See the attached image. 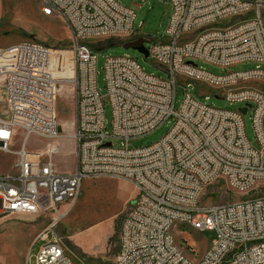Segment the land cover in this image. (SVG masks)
Segmentation results:
<instances>
[{
  "label": "built area",
  "instance_id": "built-area-1",
  "mask_svg": "<svg viewBox=\"0 0 264 264\" xmlns=\"http://www.w3.org/2000/svg\"><path fill=\"white\" fill-rule=\"evenodd\" d=\"M39 2L44 14L66 22L69 48L21 41L0 49L7 114L0 116V150L13 152L14 134L23 132L21 148L13 152L16 172L0 175V219L52 215L33 239L39 243L35 264H74L56 228L79 197L82 180L103 176L124 179L137 189L121 223L115 264H264V192L257 191L264 187L256 186L264 180V86H248L264 79V0H169L172 13L165 33L146 47L147 57L167 76L145 72L131 56L111 55L104 62L105 95L98 88L97 52L89 40L137 38L135 10L116 0ZM230 16L240 19L223 25ZM58 51L65 54L53 60ZM196 60L224 67L246 61L259 65L214 75ZM190 81L248 106L258 147L246 137L239 108L199 101L189 90ZM64 83L72 86L76 104L72 138L77 164L71 172L60 171L54 160L60 151L55 143L60 135L57 100ZM178 86L184 98L175 110ZM105 100L112 109L111 131ZM169 118L173 126L160 140L130 146ZM32 137L48 140L44 152L27 148ZM214 185L244 198L201 206L202 193ZM63 203L68 206L61 211ZM174 223L216 232L199 260L189 259L176 245Z\"/></svg>",
  "mask_w": 264,
  "mask_h": 264
},
{
  "label": "rangeland",
  "instance_id": "rangeland-1",
  "mask_svg": "<svg viewBox=\"0 0 264 264\" xmlns=\"http://www.w3.org/2000/svg\"><path fill=\"white\" fill-rule=\"evenodd\" d=\"M123 6L132 8L136 12L134 29L138 33L137 39L143 41L144 46L149 45V40L164 35L172 13L169 0H116ZM262 15L264 17V8ZM239 17L230 16L222 20L226 25ZM194 31L189 32L193 34ZM21 41H39L52 49L69 48L71 44V32L66 22L59 15H46L42 11L39 0H0V47H8ZM103 42L97 49L96 66L98 70L97 84L102 95L107 93L104 62L108 56L128 55L135 58L145 72L161 77L167 74L163 68L151 58L144 56L133 47H125L127 42L117 37H91L89 43ZM93 47V46H92ZM65 52V51H64ZM62 51L55 53L56 57L65 54ZM56 58V60H58ZM53 60H55L53 58ZM207 72L214 75H224L232 71H245L258 66L257 62L246 61L231 66H219L205 61L196 60ZM191 82L189 90L199 101L213 107L237 110L242 103L230 102L218 97L214 90L201 84L199 81ZM248 86L262 88L264 79L249 82ZM4 84L0 81V116L6 118L4 101ZM208 96V98H206ZM184 98V90L177 87L174 100V109H179ZM251 109L244 116L246 137L254 147H258L255 131L251 119ZM57 113L59 132L73 133L76 120L75 93L71 85L64 83L60 89L57 100ZM104 116L106 128H112V109L108 100L104 101ZM69 123L67 128L60 129L61 121ZM174 123L173 118L165 120L152 132L139 136L132 140L131 147H141L157 142L170 131ZM59 133V134H60ZM23 132H15L11 150L18 151L21 148ZM66 145L61 146V151L54 156V160L60 169L77 164L75 157L76 143L73 138L64 139ZM44 145V140L30 139L27 148ZM114 145L119 141L114 139ZM13 152L0 150V175L16 172L17 155ZM130 182L113 177L103 176L96 178H84L81 184V192L77 203L71 207L66 215L58 223L56 231L63 238V242L74 264H115V256L119 244V235L123 218L129 213L136 195L130 198L132 185ZM257 187H264V180H259ZM219 188V189H218ZM218 189V190H217ZM264 192V188L257 190ZM226 186H211L202 193L199 202L201 206H210L219 202L239 201L244 194L233 191L231 196L226 194ZM68 204L60 205V210H65ZM51 214L32 215L20 214L0 219V264H35V254L39 243L33 244L36 234L48 223ZM111 228V229H110ZM110 230V231H109ZM112 230V231H111ZM106 234H101V232ZM94 234H100L101 239H93ZM171 234L176 245L182 249L187 257L193 261L199 260L211 242L216 238L213 230H197L182 223H174ZM70 242L71 245L68 244ZM27 258V260H26Z\"/></svg>",
  "mask_w": 264,
  "mask_h": 264
},
{
  "label": "crops",
  "instance_id": "crops-1",
  "mask_svg": "<svg viewBox=\"0 0 264 264\" xmlns=\"http://www.w3.org/2000/svg\"><path fill=\"white\" fill-rule=\"evenodd\" d=\"M2 48H5V47H0V49H2ZM57 56V55H56ZM55 57V56H54ZM63 126H65V127H67V128H70L69 126V123L68 122H66L65 120H63V121H61V123H60V129H63ZM18 131V130H17ZM67 136H70V137H68L69 139L70 138H72V133L68 130V133H60V135H59V137H58V139L56 140V144L60 147V151L62 150L61 149V146H65L66 145V143L64 142V140H63V138L65 139H67ZM32 139H35V140H44V145L43 146H39V147H34V148H30L31 150H39V151H41V152H44L45 151V149H46V147H47V143H48V140H46V139H43V138H37V137H32ZM59 151V152H60ZM58 152V153H59ZM57 153V154H58ZM57 167H58V169L60 170V171H62V172H71V171H73V170H75V168H76V166H75V164H72L71 165V167H68V168H62V169H60L59 168V166L57 165ZM131 185H132V190H131V194H130V198L132 197V196H134V195H137V189H136V187L132 184V183H130ZM130 185V186H131ZM78 200V199H77ZM77 200L75 201V203H74V205L77 203ZM18 215H20V214H18ZM111 229V228H110ZM110 231V230H109ZM112 231V230H111ZM101 234H106V233H104V231L103 232H101ZM94 237H95V239H101L102 237H101V235L100 234H94V236H93V239H94ZM117 251H118V249H117ZM117 254V253H116ZM26 260H27V258H26ZM26 264H27V261H26Z\"/></svg>",
  "mask_w": 264,
  "mask_h": 264
},
{
  "label": "water",
  "instance_id": "water-1",
  "mask_svg": "<svg viewBox=\"0 0 264 264\" xmlns=\"http://www.w3.org/2000/svg\"><path fill=\"white\" fill-rule=\"evenodd\" d=\"M139 38V37H138ZM125 47H133L137 50H139L144 56H148V50L146 48V46H144L143 44V41H141L140 39L136 40V41H127L124 43ZM239 110L242 112V113H246L247 110H248V106L247 107H242V108H239ZM110 143H108L109 145Z\"/></svg>",
  "mask_w": 264,
  "mask_h": 264
},
{
  "label": "trees",
  "instance_id": "trees-1",
  "mask_svg": "<svg viewBox=\"0 0 264 264\" xmlns=\"http://www.w3.org/2000/svg\"><path fill=\"white\" fill-rule=\"evenodd\" d=\"M102 43L103 42H101V41L98 43H91V46H93V48L97 50V49L101 48ZM68 244L71 245L70 242H68Z\"/></svg>",
  "mask_w": 264,
  "mask_h": 264
},
{
  "label": "bare ground",
  "instance_id": "bare-ground-1",
  "mask_svg": "<svg viewBox=\"0 0 264 264\" xmlns=\"http://www.w3.org/2000/svg\"><path fill=\"white\" fill-rule=\"evenodd\" d=\"M55 55H56V54L54 53L52 59L54 58V59L56 60V58H58V57H56ZM54 56H55V57H54ZM0 98H3V94L0 95ZM73 131H74V130H73ZM68 137H70V136H67V139L69 140Z\"/></svg>",
  "mask_w": 264,
  "mask_h": 264
}]
</instances>
